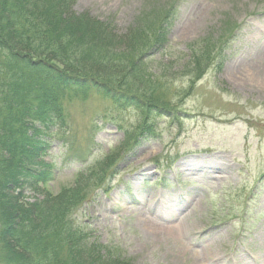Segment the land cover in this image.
I'll return each mask as SVG.
<instances>
[{"label": "rangeland", "instance_id": "rangeland-1", "mask_svg": "<svg viewBox=\"0 0 264 264\" xmlns=\"http://www.w3.org/2000/svg\"><path fill=\"white\" fill-rule=\"evenodd\" d=\"M72 10L118 34L140 29L135 38L148 43L145 55L174 108L64 101L68 127L53 136L42 130L49 147L31 160L45 174L40 186L87 190L77 218L104 264H194L204 247L218 264H261L264 71L251 79L240 70L248 82L233 75L264 65V0H74ZM193 159L214 169L186 170ZM173 193L176 205L152 211ZM189 209L187 258L177 239L141 229L150 217L179 231Z\"/></svg>", "mask_w": 264, "mask_h": 264}, {"label": "trees", "instance_id": "trees-1", "mask_svg": "<svg viewBox=\"0 0 264 264\" xmlns=\"http://www.w3.org/2000/svg\"><path fill=\"white\" fill-rule=\"evenodd\" d=\"M73 1L0 0V264L105 263L77 218L87 190L53 194L31 166L49 147L42 130L68 127L64 101L174 108L148 43L136 39L140 29L118 34L108 21L77 15Z\"/></svg>", "mask_w": 264, "mask_h": 264}, {"label": "bare ground", "instance_id": "bare-ground-1", "mask_svg": "<svg viewBox=\"0 0 264 264\" xmlns=\"http://www.w3.org/2000/svg\"><path fill=\"white\" fill-rule=\"evenodd\" d=\"M264 65L262 63L260 64H255L254 66L250 67H246L244 65H241V67L237 68V72L234 73V77L239 79L240 81H246L248 82V80L246 78H243V74L240 72V70H244L247 69V74L248 76L251 77V79H258L261 78L263 76V71H264ZM198 160H191L189 162H187L184 166L186 167V170H189L187 168H192V166L194 167H198V172H202L205 173V171H212V169H214V165L212 163L210 164H202V165H198ZM203 167V168H202ZM190 171V170H189ZM175 194V197H173V200L175 201L174 203L171 202L170 197L165 194L161 195L163 198L157 200L154 204L155 208H161L160 205L164 202H166V206H174L176 205L177 201L176 197L178 199L179 196L178 193H173ZM163 206V205H161ZM195 206V205H194ZM162 209V208H161ZM196 206L195 209H193L192 211L189 209L187 212H185V214L183 215V220L180 221V225L179 228L180 230L177 231L175 230V228L171 225V224H167L165 223L163 220L161 219H157V218H150V217H146L144 219V222L141 221V229L144 230V232L146 233H152V234H158V235H164L167 237H173L174 239H177L178 242L181 243V254L180 256L183 258H187L185 255L188 254V250L189 247L183 243L181 241V238L183 239V237H186L187 233H188V224L184 221V219L187 218L188 212L191 211V213L195 214L196 213ZM258 236L260 237L261 240H264V227L263 230H261V232L258 234ZM184 255V256H183ZM198 260L195 261L194 264H218V261H215L214 259H217L218 256L216 255L215 251L210 249V247H204L199 253H198ZM261 264H264V260L263 262H261Z\"/></svg>", "mask_w": 264, "mask_h": 264}]
</instances>
